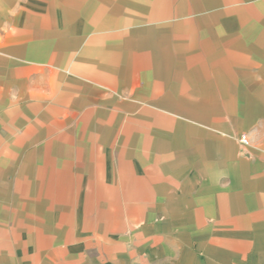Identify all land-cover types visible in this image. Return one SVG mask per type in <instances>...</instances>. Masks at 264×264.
Returning <instances> with one entry per match:
<instances>
[{
  "label": "crops",
  "instance_id": "crops-1",
  "mask_svg": "<svg viewBox=\"0 0 264 264\" xmlns=\"http://www.w3.org/2000/svg\"><path fill=\"white\" fill-rule=\"evenodd\" d=\"M0 264H264V0H0Z\"/></svg>",
  "mask_w": 264,
  "mask_h": 264
},
{
  "label": "built area",
  "instance_id": "built-area-1",
  "mask_svg": "<svg viewBox=\"0 0 264 264\" xmlns=\"http://www.w3.org/2000/svg\"><path fill=\"white\" fill-rule=\"evenodd\" d=\"M240 142L243 144V145H249V137L247 134L243 133L241 134L240 138H239Z\"/></svg>",
  "mask_w": 264,
  "mask_h": 264
}]
</instances>
